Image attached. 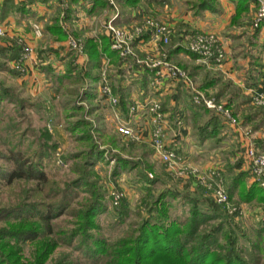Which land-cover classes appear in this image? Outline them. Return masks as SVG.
I'll return each instance as SVG.
<instances>
[{"label":"rangeland","instance_id":"1","mask_svg":"<svg viewBox=\"0 0 264 264\" xmlns=\"http://www.w3.org/2000/svg\"><path fill=\"white\" fill-rule=\"evenodd\" d=\"M151 4L149 0H141L136 7L140 6L145 14L151 10L156 12L161 10V5ZM113 7L114 13H117V10L124 13L121 19L124 22L130 12L136 8L119 0H114ZM1 13L2 9H0ZM115 17L118 19L119 14ZM148 17L158 23L169 25L173 34L168 41L154 38L150 34L157 42L159 58L137 51L134 44L137 39L131 40L136 57H130L142 68L148 67L145 61H168L180 67L192 80L187 70L169 58V49L178 40L176 38L178 31L174 26L150 14L129 29L124 25L117 26L129 32L134 27L143 25ZM19 24L20 22L14 23V28ZM36 26L37 24L34 25L35 28ZM27 27L29 26L25 28ZM68 27V25L63 27L67 32L66 42L69 43L72 38L83 48L86 36L96 29V25L93 29L87 26L86 29L74 31L73 28ZM38 30L40 38L36 43L37 46L31 47L24 37L15 40L14 48L19 51L17 58L27 54L29 50L31 55H37L40 51L44 58L47 55H54L53 42L57 39L47 32L43 34L42 29ZM146 34L149 33L145 32L141 38ZM197 35L186 41L187 49L192 38ZM109 36L112 46L110 33ZM66 49L72 58L65 68L72 69L68 72L71 75H66L63 79L54 71H47L37 84L25 80L27 69L25 66V68H17L19 61L17 58L12 64H9L5 58H0V87L8 91L0 103V216L3 210L13 209L21 203H49L60 199L62 195H66L69 199L73 198L72 209H80L81 204L92 196L94 190L101 195L100 200L104 210L95 218L98 227L90 232L98 233L112 243L137 229L143 220L149 217L150 207L165 193V200L170 204V217H178L181 220L191 219L195 205L203 214L213 216L201 225L199 231L201 236L213 231L219 235L221 243L226 245L228 244L226 233H229L238 241L239 248L248 250L247 252L253 250L255 244H259L264 249V232H261V238L257 236V231L264 227V200L259 199L258 196L252 201L242 198L253 183L262 185L261 182L246 179L241 188L236 189L235 194L229 195L226 203L219 204L213 199L214 190L218 187L228 192L234 180L232 178L236 174L232 171L233 166L246 168L244 151L239 150L238 156L222 150L219 153L215 152L210 159L215 161V164L210 168L189 163L190 159L177 150L175 151L183 158V163L179 166L163 163L153 147L152 134L150 141L146 142L124 123L125 117L121 116L123 120L116 118L117 108L121 110L123 107L120 103L114 105L111 99V104L99 105L89 98L90 92L95 91V86L85 75V66L74 62L78 58L87 56L85 48L84 54L72 50L69 46ZM117 52L120 54L119 51ZM102 72L106 77V66ZM114 83L117 85L116 81ZM195 86L200 89L197 84ZM209 95L216 97L213 94ZM110 97L119 99L113 91ZM78 122H85L88 125L72 130V126ZM123 125L129 126L131 135L119 131V127ZM85 133L90 135L89 138H83ZM94 150L103 151L104 159L95 161L89 166L86 164V157L90 151L94 153ZM119 158L130 161V164L127 167H117ZM16 159L25 162L26 167L34 166L36 170L43 171L47 181L15 179L9 183L5 175L15 168ZM229 171H232V175L228 174ZM245 171L249 177H252L249 170L245 169ZM83 176L90 184L87 188H75L74 182ZM116 194L121 195L117 203H115ZM70 209L54 220L55 235H52L54 238H58L61 231L70 232L75 228L77 219L68 213ZM10 221L19 223L18 218L12 216ZM7 224V220L0 219V228L6 227ZM80 242L77 237L71 241L68 237L64 238L45 264H56L58 261L66 264H95L96 261L90 257L86 247ZM35 243L28 242L23 247L22 261L25 264H30L33 260ZM256 253L261 257V264H264V250Z\"/></svg>","mask_w":264,"mask_h":264},{"label":"crops","instance_id":"2","mask_svg":"<svg viewBox=\"0 0 264 264\" xmlns=\"http://www.w3.org/2000/svg\"><path fill=\"white\" fill-rule=\"evenodd\" d=\"M195 1L151 0V5H161L159 12L151 10L145 14L140 6H134L136 8L124 22L121 21L124 13L119 10L114 13V4L111 2L103 4L94 0H68L65 7L59 0H0V9H5V14L3 11L0 14V25L5 31L0 36V58L12 64L18 57L14 48L15 40L24 37L31 47L37 46L40 38L38 29H42L43 34L47 32L57 39L53 42L54 55L44 58L40 49L37 55L32 54L24 61L27 69L24 78L37 84L47 71L50 72L47 67L62 78L70 70L65 68L72 58L66 49L69 45L67 38L59 40L49 32L48 27L60 23L74 31L86 29L87 26L93 29L96 25V29L85 39H98L103 35L110 38L106 24L112 19L116 25H124L129 29L145 16H155L178 31V40L169 49L170 60L187 70L200 89L224 102L237 123L229 122L223 115L204 106L195 105L186 81L161 78L156 74L159 68L139 67L132 57H125L127 59L119 63L117 57L104 55L100 66L93 71L96 79L88 77L95 86L90 97L99 105L111 104V97L102 91L103 86L109 84L119 98L117 105L120 103L123 106L121 110L117 108L116 118L123 120L121 116L125 117L124 123L146 142L150 141L153 129L148 105L153 100L161 101L168 146L190 159L189 163L210 168L215 164V161L210 160L215 152L222 150L238 156V151H244V147L249 144L264 150V109L255 102L257 95L264 94V25L253 27L258 5L256 0L251 1L249 12L235 23L236 2L218 0L217 11H198L193 5ZM117 14L118 19L115 17ZM18 22L19 26L14 28V23ZM199 33H214L218 36L225 51V58L221 62L204 59L187 49L186 41ZM134 44L140 53L155 58L159 56L157 42L150 34L137 39ZM86 55L74 62L85 66L87 71L89 56ZM104 66L107 67L106 77L102 72ZM114 81L117 85H114ZM233 167L232 171L236 174L232 179H242L238 182V190L246 179L253 178L246 173V168ZM232 171L228 174L232 175Z\"/></svg>","mask_w":264,"mask_h":264},{"label":"trees","instance_id":"3","mask_svg":"<svg viewBox=\"0 0 264 264\" xmlns=\"http://www.w3.org/2000/svg\"><path fill=\"white\" fill-rule=\"evenodd\" d=\"M94 1L109 4L108 0ZM119 1L136 6L141 0ZM232 1L237 4L236 15L233 18V23H235L243 14L249 12L251 1L255 0ZM217 2L218 0H196L193 5L198 11H217ZM2 11L5 14V9ZM48 30L59 40L67 38V32L59 23L48 27ZM84 48L89 56L85 75L91 79H96L93 71L100 66L104 55L111 58L117 57L119 63L127 59L111 48V40L105 35L98 39H85ZM15 50L19 56V51ZM46 69L52 71L50 67ZM6 94L8 91L0 87V103ZM90 95L91 93L89 98H91ZM83 125H88V123L78 122L72 126V130H77ZM89 136L85 133L83 138H89ZM94 151V153L90 151L86 157V164L89 166H92L95 161L104 159L103 151ZM117 161V167H127L130 164V161L122 158ZM144 177L149 179L147 175ZM5 178L9 183L15 179L47 181V176L43 171L36 170L34 166L26 167L25 162L19 159H16L15 168L8 172ZM240 180L242 179L233 180L228 189L229 195L235 194ZM89 184L84 176L74 182L75 188H87ZM165 196L166 194L163 193L155 201L150 207L149 217L145 218L137 229L112 243L98 233L90 232L98 227L95 218L104 210V205L100 200L101 195L94 190L92 196L81 204L80 209H72L73 198L69 199L66 195H62L54 202H25L13 209L3 210L0 219L7 220L8 224L0 228V264H25L22 261V251L28 242H36L34 257L30 264H45L59 246V242L67 237L70 241L73 238H79L90 257L96 261L95 264H261V257L256 251L264 249L259 244H255L254 249L247 252L248 250L239 248L238 241L229 233H226L228 239L226 245L221 243L219 235L213 231L201 236L199 232L201 225L213 216L203 214L201 209L195 205L191 219L181 220L178 217H170V204L165 200ZM257 196L264 200V186L255 182L242 198L252 201ZM69 209L68 213L77 219L75 228L70 232L61 231V235L54 238L52 236L55 235L54 220ZM11 216L18 218L19 223L10 221ZM261 232H264V227L257 231V236L260 238ZM56 264H66V262L58 261Z\"/></svg>","mask_w":264,"mask_h":264},{"label":"built area","instance_id":"4","mask_svg":"<svg viewBox=\"0 0 264 264\" xmlns=\"http://www.w3.org/2000/svg\"><path fill=\"white\" fill-rule=\"evenodd\" d=\"M63 6L67 7L68 0H59ZM258 1V9L253 19V27L260 28L264 25V0ZM114 4V0H110ZM108 32L112 37V48L119 51L123 57H136L133 51L131 40L140 39L145 32L151 34L154 38L163 39L168 41L173 30L167 24L158 23L152 18H146L143 25L134 27L131 31L120 29L112 20L106 25ZM5 31L0 25V36H3ZM69 47L73 50H78L84 54V48L81 44L77 43L74 39H70L68 43ZM188 49L193 53H196L207 60H214L221 62L225 58V51L219 43V39L212 33L199 34L192 38L188 45ZM31 50L20 57L17 68H25L24 61L30 57ZM146 65L151 68H159L156 72L157 76L161 78H172L175 80L186 81L191 93L192 102L197 106H204L207 109L213 110L223 115L229 122L237 123L236 117L233 115L230 109L225 107V103L220 102L216 97L207 94L205 91L198 89L194 82L189 79L187 73L180 67L169 63L165 60L160 61H145ZM102 91L111 96L112 88L109 84H105ZM112 103L117 105L118 99L112 97ZM255 102L264 108V94L257 95ZM148 109L152 115V144L160 157L161 161L166 164L179 166L183 163V158L177 154L174 149H171L166 141V128H165V112L163 105L159 100H153L149 103ZM119 131L131 135L132 131L126 126H120ZM244 164L247 170L250 171L252 178L259 181L264 185V150L259 149L253 144L246 145L243 153ZM120 194L115 195V203L118 202ZM213 199L219 204L226 203L229 200L228 192L218 187L214 190Z\"/></svg>","mask_w":264,"mask_h":264}]
</instances>
